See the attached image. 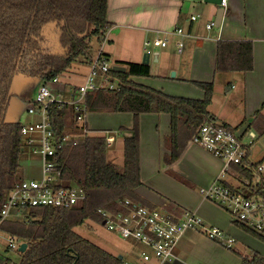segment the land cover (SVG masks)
I'll return each instance as SVG.
<instances>
[{"label": "trees", "instance_id": "obj_1", "mask_svg": "<svg viewBox=\"0 0 264 264\" xmlns=\"http://www.w3.org/2000/svg\"><path fill=\"white\" fill-rule=\"evenodd\" d=\"M108 0H0V209L6 194L17 183L11 180L20 166L22 137L21 124L6 120L10 99V86L15 77L22 76L33 83L48 84L53 78L68 73L78 57H90V41L101 43L110 27L107 20ZM47 35L55 38L59 49L45 50ZM219 71H248L252 67L251 45L248 42H219L216 53ZM125 72L111 69L106 77L118 89H99L88 92L85 107L89 113H130L134 124L124 138L123 166L107 161L105 138L86 135L74 146L60 152L59 170L63 186L77 185L86 194L78 207L61 209L33 207L28 221L5 220L0 231L27 244L19 252L18 263L0 258V264H123L121 256H114L78 235L73 228L86 220L102 223L97 212L103 208L118 211V201L130 199L154 208L141 197L139 169V139L137 118L140 114L165 113L170 118V136L162 161L170 166L177 161L196 130L204 123L216 122L208 111L213 94L212 82H193L201 90V99L169 95L161 90L139 84L130 77H148L146 64L116 61ZM52 121L59 135L74 129L75 113L70 105H53ZM248 165V167L246 166ZM257 164L244 160L235 166L242 190L249 195L264 197V176L254 183ZM167 173L184 184L188 182L168 170ZM254 183V184H253ZM237 228L250 233L264 243V235L232 222ZM240 256V264H264L257 251Z\"/></svg>", "mask_w": 264, "mask_h": 264}, {"label": "crops", "instance_id": "obj_2", "mask_svg": "<svg viewBox=\"0 0 264 264\" xmlns=\"http://www.w3.org/2000/svg\"><path fill=\"white\" fill-rule=\"evenodd\" d=\"M217 8L215 5L199 0H108L107 20L110 27L106 30L105 35L113 34V38L117 39L121 47L107 52L100 49L108 62L114 60L142 64L143 55L146 53L142 46L143 43L156 36L166 38L167 45L165 47H156L153 53H149L147 65L150 75L148 77L133 76L130 79L169 95L184 97L178 95L182 94L178 92L180 88L177 90L178 94L167 93L169 92L167 88H171L172 83L180 82L189 86H193V82L213 83L216 75H219V79L223 81V87L217 89L213 84V94L208 111L215 117L216 122L234 130L245 143L251 142L248 146L247 159L251 164H257L264 159V0H229L218 30L211 33L209 31H212L213 26L208 29L206 25L214 24ZM195 14H199L200 17L191 20L190 17ZM177 28L183 30V36L175 34ZM179 41L183 42L180 53L177 51ZM93 42L96 43L95 40ZM219 42L250 43L251 69L230 72L217 70L215 62ZM170 44L173 45L172 50L167 49ZM175 54L179 56L186 54L184 61H189L188 69L190 72L188 77L182 72L186 63L179 62ZM90 57L91 60L80 59L81 67L86 65L88 72L90 62L95 55H90ZM110 66L112 67V64ZM170 71H173L172 77L167 75ZM33 84L40 85L39 82ZM60 84L61 80L53 89L62 91ZM78 85L73 83L72 86ZM182 90L188 91L186 88ZM20 91L15 94H22L23 90ZM192 96L193 99H201L203 93L197 88ZM14 110L15 104L11 103L7 113L8 121H10L8 115L15 113L16 110ZM30 116L33 119L31 118L32 120L27 123L36 121L35 116ZM169 123V115L165 113L140 114L137 118L141 187L145 186L149 190L163 192L162 184L166 185L167 192L177 198L173 201L175 205L194 211L205 222L221 228L218 226L219 221L216 219V215H219L222 208L204 199L199 194V189L214 183L224 171V164L201 147L187 143L179 159L170 166H166L162 157L167 152L166 142L170 136ZM133 124L134 118L130 113L87 112L86 115V125L90 132L114 131L121 133V136H117L119 143L112 146L117 139L114 138L112 144L108 146L109 149L106 154L107 161L116 166L123 159L124 138L130 134L128 131H120L119 128L130 130ZM76 130L74 128L68 132L77 134ZM32 166L35 169L34 176L38 168L37 160ZM234 167L230 166L222 181L231 187L242 189L244 184L239 179V174ZM168 170H172L184 178L188 184L171 177L167 173ZM254 182H257L256 178ZM138 193L156 207L163 205H158L159 202L144 196L139 189ZM180 197L181 200L178 199ZM221 229L234 239L235 237L240 238L242 242H246L253 250L255 249L254 251L259 252L264 257L263 242L238 235L236 231L239 229L236 227L226 226L225 229ZM239 233H241L240 230ZM202 242L203 240L200 241V243ZM184 246L186 243L180 244L179 242L174 251L175 259L164 264H209L206 261L195 259L192 254L193 250L184 251ZM235 257L232 258L233 262L230 264L241 263V259ZM135 262H140V259ZM150 264H154V262L152 261Z\"/></svg>", "mask_w": 264, "mask_h": 264}, {"label": "built area", "instance_id": "obj_3", "mask_svg": "<svg viewBox=\"0 0 264 264\" xmlns=\"http://www.w3.org/2000/svg\"><path fill=\"white\" fill-rule=\"evenodd\" d=\"M228 1L221 0L219 6L225 10ZM199 17V14H195L190 19L196 20ZM212 26L213 23L206 25L208 29ZM175 34L183 36V30L177 28ZM149 45L155 48L165 47L167 39L156 37L152 42H144L145 47ZM182 48L183 42L179 41L178 53ZM110 69L107 58L99 49L90 62L84 82L78 86H71L67 93L68 97L62 91L53 89L60 81L58 78H53L48 84L40 83L27 108V113L35 116L36 121L21 124L20 127L22 152L29 148L37 157L36 177L33 178L32 174L31 178L22 179L8 190L0 209V223L5 220L28 221L30 219L28 212L33 207L72 209L84 203L86 194L83 189L77 185L63 186L59 170L60 152L67 146L79 144L81 142L77 139L79 133L71 134L66 131L59 135L53 125L51 110L53 105L72 106L75 113V129H80V134L84 137L88 135L90 131L86 125L85 96L94 90L118 89L117 84L110 82L106 77ZM104 138L107 146L114 139L110 134ZM191 144L201 147L224 164V171L217 180L207 187H201L199 194L224 209L229 214L231 222L239 223L250 231L264 235V197L246 194L242 189H236L222 181L230 166H240L244 160L248 161V146L251 142L245 143L234 130L221 123L207 122L196 130ZM254 174L257 181L261 175L264 176V159L257 163ZM118 206V211L103 208L97 210L103 220L101 224L117 236L133 239L145 247L141 252L140 262L123 264L172 262L175 259L176 246L189 231H194L227 248L235 244V239L223 229L205 222L196 212L170 202L151 208L124 199L118 201ZM6 241L8 248L13 250H17L21 243L10 235H6Z\"/></svg>", "mask_w": 264, "mask_h": 264}, {"label": "rangeland", "instance_id": "obj_4", "mask_svg": "<svg viewBox=\"0 0 264 264\" xmlns=\"http://www.w3.org/2000/svg\"><path fill=\"white\" fill-rule=\"evenodd\" d=\"M217 30H218V27H216L215 24H213V29L212 31H209V32L213 33ZM156 37L162 38L161 36H156ZM155 38L149 39L147 41L152 42ZM55 43H56L55 38L52 35H47V40L45 43V50L48 52L58 50L59 47ZM90 45H91L90 47L91 56L96 55L97 51L100 48L103 51L107 52L108 50L117 49L121 47L117 39H114L113 34L111 33L108 34V36L106 34L105 38L103 39L101 43H98V42L95 43L91 39ZM142 46L145 49V51L149 53H153L154 50L156 49L153 45H149L145 47L144 43ZM167 49L172 50L173 45L170 44L167 47ZM185 56L186 54H183L181 56L175 54V57L179 60V62L186 63V65H184V68H182V72L184 73L185 76L187 75L188 77L189 75L188 73L190 72V70L188 69L189 61H184ZM80 59L82 60L83 58L78 57L76 61L74 62L71 70L68 73H65V75L61 78L60 87H61L62 92L66 91L64 92L66 93L65 94L66 97H68L67 93L70 87L73 85V83L78 85L82 83L83 79L85 80L87 76V73H88V70L86 69L87 66L82 65L83 67H81ZM112 61L109 63L112 64L113 66V64H115L116 61L114 60ZM172 73L173 71H170V73L167 75H169V77H172ZM84 74L85 76H83ZM216 76L217 77H215V80L213 82L214 87L217 89L219 88L222 89L223 81L222 79H219L220 78L219 75H216ZM33 85H34L33 82H31L29 79L24 78V77L21 80H16L15 86L13 88L14 92L10 99V104L11 103H13V105L15 104L16 111L14 110L15 113L13 112L10 115H8V118L10 121L23 124L33 119V117L28 115L27 113V107H28V104H30L29 101L34 96V93L38 86V84H35L34 86ZM31 86L33 87L30 88ZM171 86H172L171 88H167V91H169L167 93L178 94L177 90L180 88L178 92L182 94H178V95H183L184 97H190V98L193 97L192 96L193 92H196V89H197L194 85L189 86V85L182 84L180 82L172 83ZM183 88L188 89V91H183V90L181 91V89ZM20 90H23V93L16 95L15 93L19 92ZM24 92L25 93L27 92V94H24ZM76 131L79 133V136L77 137V139L79 141H82L84 139V136L80 134L81 130L78 129ZM93 134H99L102 136L110 134L113 138H117L113 144L111 143L112 146H114L117 143H119V137L117 136H119L121 133H117L114 131H107V132L106 131H100V132L93 131V132H90L88 135H93ZM36 160H37V157L31 153L29 148H26L25 151L21 152V155L19 158L20 166L17 169L16 173L12 175L11 180L13 182H19L24 178H31V175L35 172V169L32 165L35 163ZM122 160L123 159H121V161L119 162L117 166L119 170L122 169ZM32 177L35 178L36 174L34 176L32 175ZM162 190L163 192L159 190H149V188L145 186L139 188L140 193H142L144 196L148 197L149 199L151 198L159 202L158 205H162L166 202L173 203L175 199L177 200V198H175L174 196L169 194V192H167L166 185L162 184ZM178 199L181 200V197ZM221 210H220L219 215H216V219L219 221V225L218 224L216 225L224 229L226 228V226L235 228L236 226L232 222H230V216L226 213L224 209L223 210L225 212ZM21 222H24V221H21ZM73 230L78 235L89 240L95 245L101 247L102 249L111 253L112 255L121 256L123 262H126V263H134L135 261L139 260L141 252L145 250V247L141 243L133 239H123L117 236L116 234L108 231L101 223H97L91 220H86L84 224L73 228ZM239 230L241 233H239ZM239 230L236 231L238 232V235L244 238L257 239L254 236H252L250 233H247L243 231L242 229H239ZM201 240H203L202 243H200ZM235 241H236V244H233L231 248H227L225 247V245L209 240L206 237L194 231H189L182 237V239L180 240V244L182 242L186 243V246H184V251L186 250L188 252V251L193 250L192 254L195 259H200V261H206L209 264H230L233 262L232 258H236L235 256L240 258L239 255L241 256L249 255L251 251L255 250V249L253 250V248H251V246H249L246 242H242L241 239L238 237H235ZM0 258L9 259L15 263L19 260V254L17 253L16 250L8 248L7 241H6V235L3 234L1 231H0Z\"/></svg>", "mask_w": 264, "mask_h": 264}, {"label": "water", "instance_id": "obj_5", "mask_svg": "<svg viewBox=\"0 0 264 264\" xmlns=\"http://www.w3.org/2000/svg\"><path fill=\"white\" fill-rule=\"evenodd\" d=\"M199 1H203L205 3L212 4V5H215V6L218 7L214 24H215L216 27H219V25L221 23V19L223 17L224 11H225L222 7L219 6L220 3H221V0H199ZM148 62H149V52H146L143 55L142 64H146L147 65ZM112 70L117 71V72H125V67L121 66V65H113L112 66ZM21 78H23V77L22 76H18V77H15L12 80V83H11V86H10V90H9L10 93L11 92L13 93V88H14L16 80L21 79ZM9 107H10V104H9ZM9 107H8V110H9ZM7 113H8V111H7ZM6 120H7V115H6ZM26 247H27V244L25 242H22V243H20V245L18 247V251L19 252H24Z\"/></svg>", "mask_w": 264, "mask_h": 264}]
</instances>
